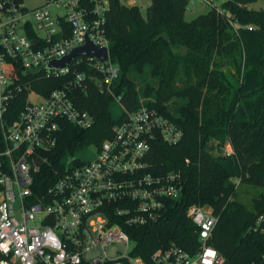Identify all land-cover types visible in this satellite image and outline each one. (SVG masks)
I'll return each instance as SVG.
<instances>
[{
	"label": "built area",
	"instance_id": "obj_1",
	"mask_svg": "<svg viewBox=\"0 0 264 264\" xmlns=\"http://www.w3.org/2000/svg\"><path fill=\"white\" fill-rule=\"evenodd\" d=\"M110 2L45 0L29 8L23 0H0V264H224L208 245L218 223L208 206L188 211L201 242L196 252L173 246L156 250L149 261L133 255L126 229L156 222L185 186L180 173L150 172L153 142L176 146L184 131L149 101L140 99L131 110L124 93H116L120 68L111 60L106 30ZM194 2L224 14L217 0ZM87 39L107 49V61L80 56L53 65ZM90 85L120 103L122 117L95 147L93 161L69 157L52 168L57 180L38 194L37 176L54 164L61 123L81 130L94 125L74 99ZM224 153L233 154L230 144ZM253 229L264 230V216ZM117 246L126 252L114 251Z\"/></svg>",
	"mask_w": 264,
	"mask_h": 264
},
{
	"label": "trees",
	"instance_id": "obj_2",
	"mask_svg": "<svg viewBox=\"0 0 264 264\" xmlns=\"http://www.w3.org/2000/svg\"><path fill=\"white\" fill-rule=\"evenodd\" d=\"M256 1L229 0L224 14L210 9L192 21L185 18L191 0H151L146 16L122 0L110 2L106 30L111 60L120 68L116 93H124L127 108H137L139 92L129 74L149 66L156 86H145L142 96L184 131L176 146L153 142L150 172L180 173L185 186L156 222L126 229L137 258L149 261L156 250L173 246L199 250L188 211L208 206L218 217L208 245L224 264H264V230L253 229L264 216V10L252 8ZM74 99L94 125L81 130L61 123L54 164L37 176L38 194L57 180L52 168L111 137L113 98L90 85Z\"/></svg>",
	"mask_w": 264,
	"mask_h": 264
},
{
	"label": "rangeland",
	"instance_id": "obj_3",
	"mask_svg": "<svg viewBox=\"0 0 264 264\" xmlns=\"http://www.w3.org/2000/svg\"><path fill=\"white\" fill-rule=\"evenodd\" d=\"M45 0H23V2L29 7V8H35L37 6H40L44 4ZM127 6L136 5L139 7L143 13L144 16L147 15V9L151 5V0H122ZM219 4H223L226 1L229 0H217ZM195 6H193V3H190L188 6V10L186 13V20L192 21L196 17L202 14H206L210 9L208 6H205L203 4H200L198 2H194ZM252 8L255 10H264V0H258L257 3L252 5ZM129 78L135 83L136 89L139 92V98L141 100L149 101L147 98L142 96V92L145 88V86H156V81L152 78L150 74V67L147 66L144 70L143 74H136L131 73L129 74ZM173 102V101H172ZM172 102H170V105H172ZM111 114L114 120L118 121L122 117V109L120 103L117 101L112 102L111 105ZM213 145V143H210V146ZM97 156V150L95 147H89L84 150H81L77 152L74 156L71 157V161L74 160H80L84 163H88L93 161ZM133 247V246H132ZM127 247L126 246H117L114 251H121L126 252Z\"/></svg>",
	"mask_w": 264,
	"mask_h": 264
},
{
	"label": "water",
	"instance_id": "obj_4",
	"mask_svg": "<svg viewBox=\"0 0 264 264\" xmlns=\"http://www.w3.org/2000/svg\"><path fill=\"white\" fill-rule=\"evenodd\" d=\"M80 56L96 58L101 62H105L108 60L107 49L99 48L87 39V43L84 46L75 49L70 55H68L67 57H65L64 59L58 62H54L53 65L56 67H62L65 64H67L69 61Z\"/></svg>",
	"mask_w": 264,
	"mask_h": 264
},
{
	"label": "crops",
	"instance_id": "obj_5",
	"mask_svg": "<svg viewBox=\"0 0 264 264\" xmlns=\"http://www.w3.org/2000/svg\"><path fill=\"white\" fill-rule=\"evenodd\" d=\"M257 1H258V0H257ZM257 1H256L255 3H257ZM255 3H254V4H255ZM254 4H253V5H254ZM132 6H136V5H132ZM194 6H195V5H194Z\"/></svg>",
	"mask_w": 264,
	"mask_h": 264
}]
</instances>
